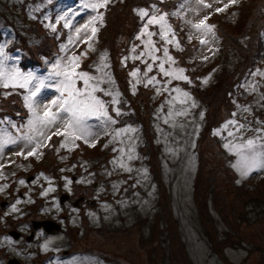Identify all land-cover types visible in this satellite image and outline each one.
I'll return each instance as SVG.
<instances>
[{
	"label": "rangeland",
	"instance_id": "374dc122",
	"mask_svg": "<svg viewBox=\"0 0 264 264\" xmlns=\"http://www.w3.org/2000/svg\"><path fill=\"white\" fill-rule=\"evenodd\" d=\"M125 1L112 0L106 8L93 9L88 5L99 0H0V12L5 11L16 23H22L21 26L34 38L37 33L31 25L36 20L42 32L39 42H48L52 51L42 55L32 50L34 47L22 50L21 43L13 49L15 28L0 20V30L4 33L0 45L8 57L5 69L33 73L49 85L41 90L39 99L42 103L36 106L37 112L42 114L44 105L61 95L57 89L63 87V73L74 64L79 65L74 68L76 73L86 72L90 78L87 85L83 79H74V87L83 92L81 98L91 92L105 105L107 93L117 106L123 94L118 82L122 77L131 93L139 86L145 87L150 77L155 76L158 81L145 87L149 91L148 112L152 116L151 121L146 122L149 130L120 115L109 114L115 123L103 117H91L87 123L92 126V135L87 140L94 147L84 139L73 142L72 137L53 135L57 128L63 130L65 121L62 120L42 129L43 136L38 135L27 126L31 113L25 106L24 97L28 90L0 87V108L14 104L11 109L19 117L13 119L11 115L0 113V117L11 120V124L0 127L7 128L13 137L23 134L34 137L27 148L24 147L27 141L21 140L0 151V249L5 248L6 256L20 258L22 264H264V170L258 169L243 177L232 167L239 159L236 149L225 147L253 139L255 150L264 151V114L258 116L254 110L264 106V65H257L242 78L241 89L235 82L242 98L230 97L232 107L220 112L222 118L207 131L208 136L203 132L205 121L213 113L215 104L218 103L217 107L222 100L214 93L213 98L217 99L214 104L192 91L196 86L207 88L224 73L222 69L227 57L220 51L225 45L224 42L221 45L224 33L212 21V15L221 18L222 26L229 28L226 29L228 33L233 28L238 31L246 23L244 20L254 14V7L261 0H237L235 4H229V0H204L203 4L197 0H162L165 5L156 0H137L133 6H128L130 9L123 5ZM167 3L171 5L169 12ZM48 4L53 7L47 8ZM204 4L210 7H204ZM226 4H229L228 8L216 12ZM140 9L149 16L141 17ZM100 13H103V21L99 18ZM161 15H164L163 21H159ZM205 16L210 17L206 23L215 25L207 33L193 27ZM150 17H156L159 22L148 24L144 30ZM116 18L122 21L117 22ZM136 20L138 22L134 24ZM93 28L97 29L95 35ZM48 30L49 33L52 31V36L46 40ZM148 32L153 35L149 37ZM161 32L171 43L161 39ZM178 32L185 34V41L180 40ZM200 40L206 43L201 44ZM176 41L180 42V49L184 47L183 55L187 51L184 44H192L189 55H185L188 58L186 66L179 65L174 55L173 51L179 52ZM261 41L264 43V27ZM165 48L175 63L164 55ZM76 56H79L78 60L70 61ZM114 61L120 62L123 71L119 66L112 72ZM162 61L167 71L175 73L179 68L189 69L188 74L184 68V75L189 77L191 84L164 76L159 68ZM148 64H152L151 72H147ZM126 65L130 67L125 68ZM133 71L136 76L130 75ZM203 77H209L207 83L202 82ZM173 88L181 91L174 92ZM6 92L11 95L5 97ZM183 92H188L191 99L184 97ZM114 100L118 102L114 103ZM127 104L128 100L123 112L131 108ZM18 105L26 110H15ZM21 113L26 115L24 119H20ZM229 120L236 123L225 127ZM51 135L58 140L45 138ZM145 137L151 147L158 149L155 164L170 206L173 242L167 235V228L166 234H162L154 224L156 219L167 224V217L158 201L157 180L152 179V172L140 152ZM61 142L67 146L60 148ZM37 143L44 146L38 149L36 156L25 159L15 154L21 150L27 153ZM75 148L79 153L74 151ZM72 150L78 161L72 160ZM103 156L104 160L100 159ZM217 160L222 168L214 175L216 180L209 182L208 170ZM223 165H229V171L234 175L224 173ZM101 167L103 171L99 172ZM53 168L56 172H48ZM196 176L202 178L200 193L209 184L213 185L210 187L213 194H218L216 201L210 192L204 197L202 206L206 205L207 212L196 200ZM229 178L234 191L227 188ZM234 182L237 185L248 182L249 194L239 198ZM253 188L258 190L251 192ZM81 191L93 199L89 204L85 202L75 207L68 200L60 203L65 197L63 194L71 193L76 197ZM223 207L231 213L222 210ZM44 217L58 221L60 228L51 232L35 229V239L14 238L13 233L27 231L30 220ZM211 234L213 240L209 239ZM0 264H4L3 260Z\"/></svg>",
	"mask_w": 264,
	"mask_h": 264
},
{
	"label": "trees",
	"instance_id": "16d2710c",
	"mask_svg": "<svg viewBox=\"0 0 264 264\" xmlns=\"http://www.w3.org/2000/svg\"><path fill=\"white\" fill-rule=\"evenodd\" d=\"M56 1V0H55ZM159 4H162L160 0H156ZM52 2H54V0H52ZM137 2V0H126L124 2L123 5L125 6H133V4H135ZM257 2V1H254ZM53 7L52 4L49 7V4L47 6V8H51ZM131 7H128V9H130ZM255 11L254 14L249 16L247 19H245L244 21L246 23H244V26H242L238 31L236 28L231 29L232 32H227V28H225V26H222V23H224L223 21H221V18L216 14L215 16L212 15V21L214 23H216V25L220 26L219 29L221 31V33L223 32V37L221 38V45L224 42L225 45L227 47H225V45H222V49H220V51H224V53H226L227 59L225 60L224 66L222 71H224L223 74H221L220 76H218L217 78H215L214 82L211 83L210 86H207V88H200L199 86H196L193 90H195V92L202 97H207L208 99L214 101V104L217 102L216 98H213L214 93H217V95L219 96V99L222 100V102L219 103V105L216 107V103L215 104V109L213 110V113H211L207 120L205 121V126H204V134H207V131H210L212 129V127L216 124L215 121H219L221 117H219L220 112L223 110H227L230 109L232 107V101L230 100V97L233 96L234 99H241L242 98V93L240 91H237L236 89V84L235 82L237 81V86L240 88L239 84L242 82V78H245L246 74L249 73L251 70H253L257 65L261 66L264 65V55L262 54V47H263V43L261 41V30L264 27V0L259 1V3L256 4V6L254 7ZM254 8L252 10H254ZM137 19V18H136ZM0 20L2 22H5L8 26H10L12 29L15 28V32H16V36L14 38L13 41V49L14 47L19 46V44H22L21 49L25 50V49H30L31 47L33 48L32 50H35L38 54H48V52H46L47 49L51 48L48 46V42H39V39L41 37V31H39L38 25H37V21L35 20V22H32L31 28L37 33V35L32 36L31 33H28L25 28H23V26H21L22 23H16L14 21V19H12V17H10L8 14H6V12H0ZM138 20V19H137ZM137 20L134 22V24L137 22ZM117 22H121L122 19L121 18H116ZM133 24V26H134ZM222 26V27H221ZM229 29V28H228ZM236 32V34H235ZM2 31L0 30V37H3ZM39 34V35H38ZM246 34V36H245ZM52 36V31L51 33H49V30L46 31L45 33V37L46 40H48L49 37ZM245 36V37H244ZM243 37L245 40H243ZM50 45V44H49ZM184 46H186V56L187 53L190 52V50L192 49V44H188L185 43ZM184 48V47H183ZM183 48H179V52H177L174 55L176 56V58H178V63L179 65H185L186 62L188 61V58L185 57V55H183L182 51ZM228 49V50H227ZM172 50V49H171ZM227 50V52H226ZM50 52V51H49ZM189 55V54H188ZM27 58V57H26ZM131 62V61H130ZM33 65H36V63H33ZM113 68H112V72L116 71L118 69V67L120 65L119 61H114L113 63ZM186 66V65H185ZM129 65H126L125 68H129ZM185 68V67H184ZM186 69V68H185ZM121 70L123 71L122 67ZM187 73H190L189 69H186ZM197 72H195L194 74L196 75ZM198 75V74H197ZM125 76V74H124ZM125 77H122L121 79H119V86L120 89L122 90L123 94L120 95L119 102L116 104L119 107V111H120V116H122V119L129 121L130 123L133 124H138L143 126L144 130L148 131L149 128L146 125V122H150L152 119L151 114H149L148 109H149V102H150V97H149V91H147V88L145 87H137L136 92L131 93L129 91L128 88V84L125 83L124 81ZM241 81V82H240ZM240 82V83H239ZM207 92H206V90ZM241 89V88H240ZM16 95H18L17 93H15ZM208 94V95H207ZM102 95V94H101ZM105 95H103L104 97ZM17 97V96H16ZM106 110H108V114H110L113 117H116V112L115 110V106L111 100H110V96L106 95ZM128 100V104L130 105V109L128 108V110L126 112H123L122 109H126L127 107L124 105L125 101ZM264 104V97H263V101ZM4 105V103H3ZM149 106V107H148ZM14 109V104H11L9 107L6 108H0V113L2 116H6L7 114L9 115H15L16 113L13 112ZM23 110V107L18 105L17 109L15 110ZM255 112L257 113V115L259 116L260 114H264V106L262 108L258 109H254ZM223 115V114H222ZM219 118H218V117ZM17 117V116H16ZM218 118V119H217ZM152 125V124H151ZM208 136V134H207ZM202 138V136H201ZM151 140V139H150ZM151 142L145 137V142L144 144H142L140 146V152L144 157L145 162L148 164V168L151 170L152 172V179L157 180L158 183V193H159V202L162 204L161 209L163 210V213L166 214L165 216L167 217V224L165 222V224L159 223V220L156 219L155 221V227L157 226V229L159 232H161L162 234H166V228L168 230V234L170 235V239L173 242V238L174 235L171 234V231L173 230V225L171 224V213H170V206L169 203L167 202V198L165 196V191H163L164 189V185L162 184V181L160 180V174H159V170L156 167V154H157V147H151ZM205 152V151H204ZM197 155L199 156V159L201 160L202 156L201 153L198 152ZM104 157V156H103ZM103 159V158H102ZM209 160V159H208ZM207 165V163H205ZM215 165H212V168H209V173L207 178H209V182H214L216 180L215 178V174H217L218 170H220L222 168L221 163L217 160V162L214 163ZM97 162L95 165V168L97 166ZM198 165L200 166V162L198 163ZM223 169H224V173H226L228 176L234 175L233 173H230L229 169L230 166L229 165H223ZM202 171V170H200ZM98 173V172H97ZM157 176V177H156ZM201 176H196V180H195V186L194 188L197 190V202H198V206L203 207L202 205L205 203L204 197L208 195V193L210 192V194L213 195V199L216 201V197H217V193H214V191H212L210 189V187H213V185H209L207 184V186H205L203 188V191L200 193L201 189H200V181H201ZM253 184V183H252ZM236 186V190L239 192L240 197H242V195H248L250 188L249 186H247L244 183H240V184H235ZM230 187L231 191H234V187H233V182L232 180L229 178V182H228V186L227 188ZM258 189L253 188L251 190L252 191H257ZM250 192V193H251ZM242 199V198H241ZM239 199V200H241ZM256 200V199H254ZM214 201V202H215ZM169 206V207H168ZM235 207V206H234ZM233 207V208H234ZM222 210H224L225 212L231 213L230 210H228L226 207L221 208ZM202 210L206 211V205L202 208ZM200 209V211L205 215V212L202 211ZM207 212V211H206ZM165 228H163V227ZM210 240H213L214 238L212 237V234L209 236ZM169 240V239H167Z\"/></svg>",
	"mask_w": 264,
	"mask_h": 264
},
{
	"label": "snow or ice",
	"instance_id": "6c2138e0",
	"mask_svg": "<svg viewBox=\"0 0 264 264\" xmlns=\"http://www.w3.org/2000/svg\"><path fill=\"white\" fill-rule=\"evenodd\" d=\"M112 0H99L96 4L88 5L89 7L93 9L97 8H106ZM198 3L203 4L204 0H197ZM237 3V0H229V4H235ZM229 4L224 5V8H217L216 12L220 13L224 11L226 8L229 7ZM204 7H210L208 4H204ZM139 15L141 17H147L149 16V13L146 12L144 9L139 10ZM101 21H103V13H100ZM96 19V18H94ZM210 17L205 16L202 20L199 21L198 24H194L193 27L197 28L198 30H201L205 33L211 32L215 25H211L206 23ZM164 20V15H161L159 17V21ZM156 17H150L147 21V24L145 25V29H147L148 24H154L159 22ZM97 32L96 28L92 29L93 35H95ZM153 33L148 32V36L151 37ZM161 39L166 40V42L171 43L170 40L167 39V36L164 32H161ZM137 39H140L138 36ZM175 39V37H173ZM201 44L206 43L205 40H200ZM176 47H180V42L176 41ZM164 55L168 58L169 61H172L175 63L172 56L169 55V51L167 48L164 50ZM83 54V53H81ZM143 55V53L141 54ZM154 60L157 59L155 56L152 57ZM8 59L7 56L4 54L3 45H0V87H3L5 89L9 88L10 86L20 87L23 89L28 90V94L24 97L25 99V106L28 108L29 112L31 113V118L28 120L27 126L32 128L33 131H35L38 135L43 136L44 133L42 129L47 128L51 125H55L58 120L65 121L63 130H60L57 128L56 132L53 133V135L56 136H62L65 138L72 137L73 142L75 140L84 139L85 143H88L90 147H94V144L89 143L87 140V137L89 135H92L91 133V125L87 123V121L91 117H96L97 119L103 117L106 121H109L111 123H115V120L108 114V110L105 108V104L103 101L97 99L95 96L89 92L87 94L86 98H81L83 96V92L80 89H77L74 87V79L80 78L84 80V83L88 84V73L86 72H80L76 73L74 68L78 67V64H74V67L65 71L63 73L65 79L64 81H61V84L63 85L62 88L57 89L60 91L61 95L55 99L51 100L47 105H44V111L43 113H39L36 110V106H38L42 101L39 99L41 90L44 88L49 87V85H46L43 80H41L39 77L35 76L33 73L23 74L19 72L18 69H11L6 70L5 69V61ZM79 59V56L70 58V61H76ZM204 59H207V57H204ZM160 71L163 73L166 77H172L173 79L183 80L189 84H191V80L188 76L184 75L185 69L179 68L174 72L165 70L164 62L162 61L159 64ZM152 71V64L147 65V72ZM147 74V73H145ZM57 75H60V73H57ZM131 76H136V71H133L130 73ZM209 77H203L202 82L207 83ZM171 81H169L170 83ZM158 83L156 80V77H150L145 87H147L149 84ZM96 89L93 88V91ZM172 91L174 92H180L181 89L179 88H173ZM66 93V95H65ZM107 95V93H105ZM184 97H187L188 99H191V96L188 92L182 93ZM11 95V93L6 92L4 93V96L7 97ZM114 103L118 101H113ZM195 107V103L192 105ZM116 112V115L119 116L121 113L118 109L114 110ZM183 114V113H178ZM235 115V113H233ZM201 116H203V113H201ZM5 123L11 124V120L7 117H0V125H4ZM235 121L229 120L227 121L225 127L228 124H235ZM36 126H39L38 128ZM13 128H17L18 126L15 124H12ZM241 128H243V125H240ZM214 134H218V132H214ZM229 135H232V133H229ZM47 140H51L52 136L45 137ZM27 141V143L24 145L25 148H27L30 144L33 143L34 137L32 135L23 134L18 135L16 137H13L7 128L0 127V151H3L4 148L8 145H15L18 141ZM255 144L256 141L253 139H247L244 144L241 145H229L226 144V148H234L236 149V154L239 156V159L235 164L232 165L233 168L237 169V171L240 172V174L243 177H248L250 173L256 171V170H264V151L257 152L255 150ZM44 145L37 143L35 147L31 148L30 151L25 153L23 150L20 152L15 153L17 156H24L25 159L28 157L36 156L38 153V149L43 147ZM67 145L64 142L60 143V148H64ZM56 151H59V148L56 149ZM21 184L24 183L23 180L20 181ZM15 210V208H14Z\"/></svg>",
	"mask_w": 264,
	"mask_h": 264
},
{
	"label": "flooded vegetation",
	"instance_id": "af4514ba",
	"mask_svg": "<svg viewBox=\"0 0 264 264\" xmlns=\"http://www.w3.org/2000/svg\"><path fill=\"white\" fill-rule=\"evenodd\" d=\"M78 197H83V195H78ZM82 202H83V200H77L76 204L79 205V204H82ZM38 219H39V221H41V220H44L45 218H38ZM31 221L32 220H30V223H29L30 227L28 229H26L27 231L26 232H22V233L19 232V234L13 233V236L15 235L14 238L27 239V237L30 236V234H32L33 237L31 239H35L34 238L35 229L37 230V229H42V228L38 227V228H33L32 229ZM13 258L17 259V264H22L21 263L22 261H21L20 258H17L14 255L10 256L9 254H7V256H6L5 248H1L0 249V262L3 260L4 264H8V261L13 259Z\"/></svg>",
	"mask_w": 264,
	"mask_h": 264
},
{
	"label": "water",
	"instance_id": "95a60500",
	"mask_svg": "<svg viewBox=\"0 0 264 264\" xmlns=\"http://www.w3.org/2000/svg\"><path fill=\"white\" fill-rule=\"evenodd\" d=\"M66 198V195L65 197L62 198L61 201H63L64 199ZM43 224H45V228L47 230H52V229H56L59 227V225L57 223H54L52 222L51 220H45L44 222H42ZM36 225V224H35ZM8 264H15L14 261H9Z\"/></svg>",
	"mask_w": 264,
	"mask_h": 264
}]
</instances>
